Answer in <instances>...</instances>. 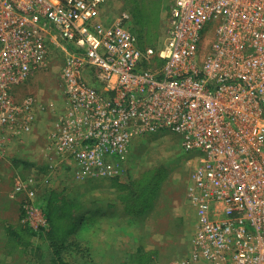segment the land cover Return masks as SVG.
<instances>
[{"label":"built area","instance_id":"obj_1","mask_svg":"<svg viewBox=\"0 0 264 264\" xmlns=\"http://www.w3.org/2000/svg\"><path fill=\"white\" fill-rule=\"evenodd\" d=\"M106 1L0 0V161L38 111L14 86L48 67L54 42L65 53L60 162L80 179L109 176L133 139L178 133L199 153L198 226L175 264H264V0H172L159 49L140 46L128 12L104 20ZM35 178H16L12 197Z\"/></svg>","mask_w":264,"mask_h":264},{"label":"rangeland","instance_id":"obj_2","mask_svg":"<svg viewBox=\"0 0 264 264\" xmlns=\"http://www.w3.org/2000/svg\"><path fill=\"white\" fill-rule=\"evenodd\" d=\"M171 2L107 0L102 18L128 12L140 46L159 49ZM64 57L52 43L48 67L13 89L20 101L34 96L38 111L31 131L13 135L0 161V264H175L198 226L189 187L199 153L187 151L180 134L161 130L133 139L111 175L76 177L51 140L65 105ZM32 173L35 181L12 197L16 178ZM32 204L44 222L27 219Z\"/></svg>","mask_w":264,"mask_h":264},{"label":"trees","instance_id":"obj_3","mask_svg":"<svg viewBox=\"0 0 264 264\" xmlns=\"http://www.w3.org/2000/svg\"><path fill=\"white\" fill-rule=\"evenodd\" d=\"M133 30V29H132ZM80 213V212H79ZM85 214V212H82V215ZM81 214H78L77 217H80L82 216ZM77 217H74L72 218V221L71 223L69 224V227H71L72 229H76L77 228V225H78V218Z\"/></svg>","mask_w":264,"mask_h":264},{"label":"crops","instance_id":"obj_4","mask_svg":"<svg viewBox=\"0 0 264 264\" xmlns=\"http://www.w3.org/2000/svg\"><path fill=\"white\" fill-rule=\"evenodd\" d=\"M134 31V30H133ZM52 43H54V42H50V51H51V46H52ZM55 44V43H54ZM65 59V58H64Z\"/></svg>","mask_w":264,"mask_h":264}]
</instances>
